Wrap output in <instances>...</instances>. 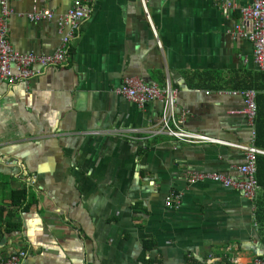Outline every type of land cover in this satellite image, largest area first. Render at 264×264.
Returning <instances> with one entry per match:
<instances>
[{
    "label": "crops",
    "instance_id": "0c3cea01",
    "mask_svg": "<svg viewBox=\"0 0 264 264\" xmlns=\"http://www.w3.org/2000/svg\"><path fill=\"white\" fill-rule=\"evenodd\" d=\"M72 1L8 0L12 50L52 55ZM90 8L64 67L35 68L27 84L0 81V262L18 253L19 264L264 259L254 200L189 182L210 173L242 179L244 152L179 143L160 133V102L136 106L114 93L127 78L168 86L183 130L258 149L239 92L260 90L264 72L251 44L231 37L237 8L228 17L212 0H92ZM35 12L52 17L28 21ZM171 194L179 203L167 206Z\"/></svg>",
    "mask_w": 264,
    "mask_h": 264
},
{
    "label": "built area",
    "instance_id": "2783aa9c",
    "mask_svg": "<svg viewBox=\"0 0 264 264\" xmlns=\"http://www.w3.org/2000/svg\"><path fill=\"white\" fill-rule=\"evenodd\" d=\"M144 4L145 0H139ZM214 1L223 16L228 17L230 11L236 9L234 0H212ZM92 0H74L68 10L58 17L59 30L66 28L67 32L61 38L58 48L52 55L35 56L31 54H19L12 50L6 40V25L10 15L8 0H0V81L8 86L17 84H27L35 76V68L47 70L49 68L64 67L67 62L69 42L73 34L79 30L80 24L87 20L91 13L90 3ZM239 18L233 25L231 37L233 40H243L251 44L252 62L256 69L264 72V0H249V3L237 8ZM30 22L50 20L52 14L49 12H35L26 15ZM114 93L135 104L141 106L149 102L158 101L162 105L160 116V133L164 136L172 137L177 142L184 144L213 143L228 145L244 152L245 162L237 168L242 176L240 180H234L217 174H195L189 177L191 184L200 180H210L223 187H229L239 191L244 199L253 201L258 189L256 174V156L263 155L264 152L252 146L235 145L206 138L201 135L187 132L181 128L180 121L175 116L176 93L170 87L164 89L156 85H148L134 78L123 80ZM243 98L244 107L241 113L247 117L249 123H253L256 105L255 95L252 90L240 91ZM171 126L174 128L172 129ZM99 134V133H92ZM179 203L177 195H169L165 204L172 206ZM23 254L18 253L8 257L0 264H19ZM251 264H264V259L255 258Z\"/></svg>",
    "mask_w": 264,
    "mask_h": 264
},
{
    "label": "trees",
    "instance_id": "16d2710c",
    "mask_svg": "<svg viewBox=\"0 0 264 264\" xmlns=\"http://www.w3.org/2000/svg\"><path fill=\"white\" fill-rule=\"evenodd\" d=\"M264 78V74L261 75ZM252 87L256 91L255 104H256V113L253 120V126L255 129V138L254 146L260 150L264 151V95L258 91H264V84L260 87ZM255 178L259 187L257 191L256 198L254 199V218L261 235H264V155L256 156V174ZM18 204L20 201H23L24 193H18ZM148 250V245L145 246L144 251ZM224 264H230L225 262Z\"/></svg>",
    "mask_w": 264,
    "mask_h": 264
}]
</instances>
